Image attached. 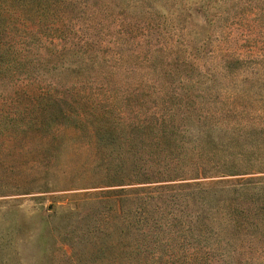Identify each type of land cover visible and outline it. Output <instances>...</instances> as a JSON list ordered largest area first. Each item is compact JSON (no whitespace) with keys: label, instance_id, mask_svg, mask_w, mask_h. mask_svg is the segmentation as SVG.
Instances as JSON below:
<instances>
[{"label":"rangeland","instance_id":"1","mask_svg":"<svg viewBox=\"0 0 264 264\" xmlns=\"http://www.w3.org/2000/svg\"><path fill=\"white\" fill-rule=\"evenodd\" d=\"M36 3L0 0L33 58L0 83V125L49 106L40 90L109 109L98 135L87 111L31 142L0 133V264H264V0ZM155 101L182 130L154 128ZM176 164L184 177L142 180Z\"/></svg>","mask_w":264,"mask_h":264},{"label":"trees","instance_id":"2","mask_svg":"<svg viewBox=\"0 0 264 264\" xmlns=\"http://www.w3.org/2000/svg\"><path fill=\"white\" fill-rule=\"evenodd\" d=\"M55 1L56 0L47 1L41 4H38L31 0H2V2H6L8 6L14 4V6H16L15 10H19V11L25 10L22 7H24L27 3H36L35 12L39 13L40 15H43L45 13L44 7H47L48 10H52V7L55 5ZM12 11L13 10L9 8L3 9L2 11H0V83H3V84L5 83L9 84L11 82H14L17 77V74H21V71H23L22 69L33 67V64H32L33 58L31 57L32 55L31 51L18 50L17 48H15L13 45V42H11V39L8 35L9 30L11 32L13 31L12 30L13 26L9 27V20H7L8 18L6 17V15L9 13H12ZM34 15L37 16V14H34ZM11 23H13V21ZM11 37L13 38V36ZM43 59L45 61L48 60L44 57ZM104 89L105 87L103 86L101 92H104ZM30 93L31 92H29V94ZM33 93L35 97L47 98V100L49 101L51 100V104L47 107L43 105L40 106V104L38 106H36L35 104H29V107L33 105L34 106L29 108L28 112H23V113H26V115L22 119H18L15 115L16 113L12 114L13 118H11L8 124L7 122H4L3 126L0 125L1 134L2 133L5 134V128H7L8 135L10 137L14 138L15 137L14 134L16 133L17 135H20V138H22L21 140L24 143H26L27 141L31 142L35 138H39L40 133L42 134V132L51 131L49 130L51 127L54 128L56 126L58 128L61 125H65V123H67L65 122L66 120H68L69 123H73L74 127H81L85 125V122L83 124L84 120L82 118L86 116V111H87L88 112L87 116L90 117L91 124H94L92 126H89L91 130L90 132H94L98 135V133L100 132L99 121L104 117V115L107 114V111L109 109L107 106V101L102 106V103L104 101L103 99L100 98L101 97L100 93L94 95V97H97L99 99H85L86 103H82V105H80L75 100L71 102L70 100H67L65 98L63 99V97H60V95L55 96L53 95L52 91L49 89L34 91ZM30 96H33V95H30ZM148 96L150 97L152 95L148 94ZM65 104L71 107V110H74L75 112L66 113V111L64 110ZM159 104L158 102H156L155 105L150 106V108L153 110L151 114L152 118L154 117L155 119L154 128H157L158 130L162 128L163 131L172 132V134L175 133L173 131L179 132V130H182L176 127H179L181 124H184V122H187V120L189 119L188 116L187 117H185L184 115L179 116L178 113L174 112L175 111L174 107L169 108L165 106L167 110H163L162 109L163 106L160 107ZM143 105H144L143 103L140 104V106H143ZM32 113L36 115H33ZM89 117H87V119H89ZM91 127H93V129H91ZM111 132L112 131H109L108 134H110ZM200 138L201 140H205V137H200ZM164 139L166 141L167 137L164 136ZM111 141L113 143L112 147L114 148L116 146L115 140L112 139ZM163 147L164 146H161L159 149L164 150V152H167L165 153V157L166 156L171 157L172 154L169 153L168 151L171 152L172 150H168L167 147L165 148ZM204 148H205V144L201 146L197 145V147L194 148L193 150L194 155L197 157V159L191 162L190 170L192 171V173H195V174H199V173L205 174L206 173L205 165H208V163L202 160L205 155ZM189 152H191V150L188 148L186 152L184 153L183 158L188 157L190 155ZM178 161H180V158ZM214 163H215V166L213 167V169L226 168V172H228L229 171L228 169L231 168L228 165L220 164L221 162H214ZM177 164L169 165L163 171L162 170L154 171L152 175H155L156 177L154 176V177L149 178L148 177L149 173L144 171V174H141V176L144 175L146 179H142V180H149V181L155 182L158 180L161 181V179L162 180L164 179L172 180V178L184 177L182 174L184 172H175V171H179ZM174 166H176L177 168H175ZM135 173H139V172H135ZM138 175L140 174H135V176H137V179L141 180V177ZM118 177L120 178H116L117 180H115V183H117V185L128 184L124 176H118Z\"/></svg>","mask_w":264,"mask_h":264}]
</instances>
